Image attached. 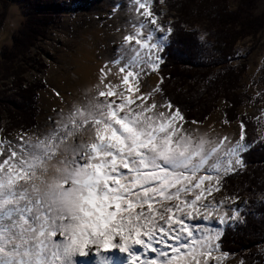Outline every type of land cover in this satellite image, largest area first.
<instances>
[{"label": "snow or ice", "instance_id": "snow-or-ice-1", "mask_svg": "<svg viewBox=\"0 0 264 264\" xmlns=\"http://www.w3.org/2000/svg\"><path fill=\"white\" fill-rule=\"evenodd\" d=\"M153 3L128 0L117 55L78 101L0 140V264H226L211 225L246 223V202L214 194L256 142L243 119L202 130L166 95L174 25Z\"/></svg>", "mask_w": 264, "mask_h": 264}, {"label": "rangeland", "instance_id": "rangeland-1", "mask_svg": "<svg viewBox=\"0 0 264 264\" xmlns=\"http://www.w3.org/2000/svg\"><path fill=\"white\" fill-rule=\"evenodd\" d=\"M226 1L184 0L182 9L179 7L180 11L175 12L169 8V5L173 7L175 2L171 1L168 5L163 0V3L159 2L157 6L154 2L153 8L163 13L162 20H171L172 23L179 21L182 16H189L188 21L192 22V25L186 30L195 32L199 42L208 45L210 43L207 35L205 41L199 39L201 34H207L206 16H213L222 9L233 12L239 0ZM56 5L59 8L57 12L54 11L55 23L48 28L45 37L39 39L25 56L18 58L19 65L22 66L20 69L19 66L17 67L19 75H15L17 71L13 67L6 71L9 64H2V51L12 47L13 36L22 27L26 18L21 3L14 2L8 5L5 20L0 28V70L3 71L0 73V140L5 137L15 138L21 131L15 127V121L11 117L25 111L22 107L25 103H21L17 96L19 89L16 87L19 84H21L20 89L41 87L36 94L34 107L31 106L37 111L36 125L28 130H43L47 127L48 117L54 116L53 109L58 110L67 107L68 103L78 101L87 88L97 83L98 69L88 76L85 74L86 67L94 68L104 60L117 55L120 33L115 29L124 26L128 5L126 0H56ZM116 5L120 8L117 14L113 15L112 9ZM1 12L0 2V14ZM255 15L264 16V0H258ZM205 56L200 61L207 62ZM230 65L234 68L245 67L243 73L236 70L240 75L236 85L233 86V93L239 104L233 107L235 112L228 118L232 121L231 125L222 126L224 111L230 106L221 97L216 101L210 115L198 126L202 130L211 127L217 132L227 130L234 134L238 129L239 121L243 119L248 123L249 135L262 143L264 140V26L258 35L236 43L234 59L231 60ZM223 66L222 68L226 70V65ZM204 71L203 74H206ZM145 80L146 86H153L156 76L146 77ZM222 83H224L223 89H226L227 81ZM56 92L61 95L56 96ZM247 187L242 186V182L238 181L236 184L230 183L227 187L224 186L221 193L214 195L217 199L227 194L238 195L237 204L246 202L242 205L241 211H243L248 206ZM254 200L264 203V193L255 195ZM233 226L229 223L221 228L224 231L226 227ZM240 261L242 259L238 255H229L226 264H239Z\"/></svg>", "mask_w": 264, "mask_h": 264}, {"label": "trees", "instance_id": "trees-1", "mask_svg": "<svg viewBox=\"0 0 264 264\" xmlns=\"http://www.w3.org/2000/svg\"><path fill=\"white\" fill-rule=\"evenodd\" d=\"M171 1L175 2L173 7L168 4ZM0 2L2 4L0 28L5 20L8 5L14 2L23 5L26 20L14 34L12 47L2 51V64H9L6 71L11 67L17 71L18 66L19 69L22 68L18 58L25 56L39 39L45 37L48 28L55 23L54 11L57 12L59 7L56 5V0H0ZM154 2L157 6L159 0ZM164 2L169 5L171 11L175 12L180 11L179 7L182 9L184 4V0H164ZM257 2L258 0H239L233 12L222 9L213 16H206L208 43H210L208 45L201 44L195 32L186 30L192 25V22L188 21L189 16L181 15L182 18L173 23L174 31L170 37V44L164 52L165 60L161 65L160 74L164 77L166 95L178 103L187 121L196 120L199 124L203 123L221 97L230 106L224 111L227 113V118L235 112L233 107H237L239 100L236 101L233 86L236 85L240 75L236 70L243 73L245 67L234 68L230 63L234 59L236 43L258 35L263 29L264 16L255 15ZM204 55L207 57L205 58L207 62L200 61ZM223 65H226V70L222 68ZM204 70L206 74H203ZM18 71L15 75H19ZM211 75L212 78H209ZM222 81H227L226 89H223ZM19 87L21 84L16 87L19 89L17 96L21 103H25V106H22L25 111L11 117L17 129L28 130L36 125L37 111L32 107L41 87L26 89ZM244 122L246 138L254 140L249 135L248 123L245 120ZM254 141L256 143L246 155V168L239 174L224 178L225 187L238 181L242 182V186H248L246 188L249 193L248 206L242 211L246 223L226 227L221 236L222 249L231 255L241 257L244 264L264 262V255L261 254V248L264 247V203L254 200L255 195L264 193V143Z\"/></svg>", "mask_w": 264, "mask_h": 264}, {"label": "bare ground", "instance_id": "bare-ground-1", "mask_svg": "<svg viewBox=\"0 0 264 264\" xmlns=\"http://www.w3.org/2000/svg\"><path fill=\"white\" fill-rule=\"evenodd\" d=\"M126 3H128V0H126ZM126 5V4H125ZM98 34V33H97ZM91 46V45H90ZM100 65L101 64H97V66H95L94 68L93 67H86V70H87V72H85V74H91L94 70H96V69H98L99 67H100ZM84 70V69H83ZM89 76V75H88ZM212 227H223V226H221V225H219V224H213V225H211Z\"/></svg>", "mask_w": 264, "mask_h": 264}]
</instances>
